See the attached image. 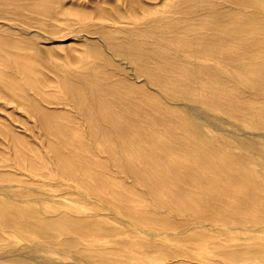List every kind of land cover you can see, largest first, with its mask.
I'll return each instance as SVG.
<instances>
[{"label": "rangeland", "instance_id": "1", "mask_svg": "<svg viewBox=\"0 0 264 264\" xmlns=\"http://www.w3.org/2000/svg\"><path fill=\"white\" fill-rule=\"evenodd\" d=\"M7 14L12 15L11 12ZM75 18L81 21H75L72 28L76 30L91 22L90 19ZM9 23L13 27L0 22L1 36H33L41 48L47 49L42 54L31 47H8L36 59L26 61L32 81L40 85L41 91L50 92L49 102L40 101L41 107L46 112L57 110L62 113H54L51 119L50 115L43 116L40 120L23 107L16 106V101L28 104L17 90H6L13 96L11 101L0 97V185L9 184L5 189L16 193V197L35 198L34 206H31L28 200L19 202L14 200L15 196L0 194V217L11 214L6 209L10 203L15 208L11 211L15 221L30 220L28 223L44 228L33 233L19 227L10 240H3L0 257L5 256V249L16 247L13 253L36 254L39 261L34 264H264V188L256 186L255 180L240 175L256 172L255 178L264 185V159L227 135L228 131H233L238 133L240 140L253 137L252 133L258 130L253 121H260V129L264 130V98L254 95L259 81L247 69L226 58L215 64L217 73H222L226 81H220L214 73L204 70L201 78L212 82V86L196 87L190 76L180 79L182 83L193 85L189 91L193 99L200 102L199 110L208 112L210 119L212 115L217 116L218 127H212L203 117L187 118L184 114L176 122L173 119L174 96L182 98L186 88L173 86L174 79H167L168 93L163 95L155 85L148 84L145 101L137 100V105L127 111L120 109L123 114H119V123L127 132L119 133L118 130L114 137H105L100 132H91L98 130L94 122L77 119L80 108L70 101L58 83L60 77L76 79V75L90 71L102 76L100 69L103 67L88 47L81 45L80 38L71 34V28H64L60 23L50 24V27L60 28L53 38L34 35L39 23L29 25L13 20ZM68 48L73 49L70 52ZM111 48L107 45L108 50ZM8 54L4 44L0 43V80L9 79V74L20 75L7 61ZM200 61L202 65L215 62L212 59ZM254 61L264 63L261 58ZM165 73L163 68L156 70V74ZM47 78L50 84L46 86L43 81ZM115 79L112 76L108 81ZM18 80L26 84L20 77ZM132 81L141 83L143 80L139 77ZM221 82L227 94L219 89ZM24 86L29 94L34 92L28 84ZM124 91L120 86L117 93ZM245 101L250 102L246 107ZM240 115H246L247 120L243 121ZM50 121L67 123L75 126V130L50 133ZM195 124L201 125L204 137H210V145L216 151L209 156L213 169L196 162L190 149L194 144L201 150L206 148V143L195 132ZM255 138L264 152V139ZM160 145H169V148L164 150ZM89 146L94 148L91 150ZM228 156L239 157L242 162L229 170L224 159ZM87 159L96 165H86L84 160L89 163ZM121 164L130 165L134 172L126 175ZM187 168L206 183L194 178L192 181H169V178L184 177ZM68 169L85 177L87 185L66 174ZM91 171L106 174L108 178L102 183ZM112 192H121L126 198L112 195ZM253 193L263 200L252 198ZM49 221L50 227H46ZM195 221L205 222L208 226L195 225ZM81 222L86 223L81 230L71 228ZM223 224L233 229L220 228ZM99 225L108 229H96ZM184 226L187 231L179 234L178 229ZM254 226H261V232L254 231ZM141 228L166 233L150 237ZM244 248L256 249L258 253L251 257L236 253Z\"/></svg>", "mask_w": 264, "mask_h": 264}, {"label": "bare ground", "instance_id": "2", "mask_svg": "<svg viewBox=\"0 0 264 264\" xmlns=\"http://www.w3.org/2000/svg\"><path fill=\"white\" fill-rule=\"evenodd\" d=\"M7 12H11L12 15L7 14ZM75 17L90 19L91 22L82 29L76 30L72 27L80 20ZM12 20L29 25L32 24L31 22L39 23L35 27L37 33H34V35L49 38H53V34L60 31V28L55 27V25L50 27L52 22L53 24L60 23L64 28H71V34L80 38V44L88 47L90 54L103 67V69H100L102 76L94 75L93 71H90V73L84 75L79 74L82 79H79L81 78L79 75H76L78 77L76 79L63 76L60 77L58 82L67 93L70 101L80 108L77 119L89 120L91 123L94 122L93 125H98V130L92 129L93 134L100 132L102 136L114 137L118 130L119 133L127 132L128 130L121 127L119 123V114H123L120 109L127 111L131 106L137 105V100L140 102L145 101L148 95L145 86L148 84L155 85L156 89L163 95L168 93L169 91L166 89V87H169L167 79H174L173 86L180 85L186 88L182 98L174 96L176 109L174 110L175 117L173 119L176 122H179V117L184 114L183 116L187 118L203 117L209 121V125L218 127L216 120H219V118L212 115L210 119L208 112L200 111V102L193 99V94L189 90L192 88V84H196V87L213 85L209 80L201 78L203 70L214 73L220 81H226V77L222 73H217L218 69L215 66L216 63H222L226 58L236 61L242 68L247 69L254 79L259 81V86L256 87L254 95L264 98V63L254 61L255 58L264 59V0H0V22L12 26L9 23ZM40 23L45 24V26H40L43 25ZM14 27L21 28L22 26ZM0 43L4 44L5 51L10 53L7 61L20 74L19 76L9 74V79L0 80V97L11 101L13 96L6 90H17V92L23 94L22 97L26 99L28 104L16 101V106L23 107L40 120L43 119V116L50 115L51 119L54 113H62V111L57 110L46 112L42 109L40 101L49 102L50 92L41 91L43 89L40 85L35 80L32 81L26 61L34 58L26 53L12 51L8 47H31L42 54L47 49L41 48L33 36L23 35L20 38H15L11 34L0 35ZM107 45L112 47L111 50L107 49ZM72 49L68 48V51L71 52ZM200 59H212L215 62L212 65H202ZM0 60H2L1 56ZM34 60L36 61V59ZM160 68L166 71L165 75L156 74V70ZM112 76L116 79L108 81ZM189 76L192 84L189 85V83L180 81L182 77L189 78ZM18 77L34 90L32 94L26 91L27 88L23 87L26 84H21ZM139 77L143 80L141 83L132 81V79L136 80ZM43 82L45 85L50 84V79L47 78ZM221 83L219 89L226 91L227 94L224 83ZM120 86L125 89L124 93H117ZM20 87L23 89H20ZM125 93L127 95H124ZM37 95L41 99H38ZM247 104H250V102L245 101L244 107ZM206 107H208L207 104ZM177 113L178 117H176ZM240 116L243 121L247 120L246 115ZM14 120L16 119L14 118ZM253 122L256 123L254 126L258 128L252 133L253 137H245V139L240 140L237 138L239 136L236 135L238 133L233 131L231 133L228 131L227 135L236 139L240 146L252 149L264 159L262 148L255 142V137L264 139V130L260 129V121ZM102 123H107V125ZM74 130L75 126L50 121V133L56 131L72 133ZM195 132L200 136L198 138L206 143V148H202V150L196 144L190 146L195 161L202 166L205 165L209 169H213V163L209 156L211 153L216 154V151L210 145L211 139L207 136L204 137V130L200 124H195ZM67 137L74 136L67 135ZM92 147L89 146L88 148L92 150L94 148ZM160 147L166 150L169 145H160ZM141 152L143 153L144 149ZM224 159L227 161L229 170H233L242 162L239 157L228 156ZM87 160L90 163L91 160ZM84 163L91 167L96 165V162L89 164L85 160ZM120 168L126 171V175L134 172L133 168L127 164H121ZM65 173L87 185L85 177L69 169ZM194 173V171L187 168L184 171L185 176L188 175L187 177L169 178V181L177 182L185 179L192 181L194 178L199 182L206 183L205 180H201ZM91 174L96 175L102 183H104L105 178H108L106 174H99L95 171H91ZM253 174V171L251 173L247 171L240 175L255 180L256 186L263 189L264 185H261L255 178L256 172ZM240 175H238V178ZM8 186L9 184L0 185V194L11 198L17 196L16 193L13 194L5 189L6 187L9 188ZM164 186L165 184L161 185V188L163 189ZM29 188L33 189V187ZM167 189L168 186L165 190ZM92 193L95 194V191ZM113 194H117L118 197H125L121 192L120 194L112 192ZM97 197L101 198L99 195ZM253 197L263 200V197L257 193H253ZM14 200L19 202L28 200L31 206H34L35 202V198L30 196L26 198L18 196ZM6 209L11 214L0 217V223L2 224L0 228L3 232L0 234V248L3 240H10V237L16 234L19 227H25L33 233L44 229L34 223H28L30 220H24L22 223L15 221L12 213L15 208L10 203L7 204ZM83 219L85 220L87 217H83ZM47 224L46 227H50V221ZM84 224L86 223L73 224L71 228L81 230ZM195 225H204L206 228L208 226L207 223L198 221H195ZM56 226L61 227L62 225ZM95 228L101 231L108 229V227L100 225L95 226ZM220 228L233 229L232 226L224 224L220 225ZM252 229L257 233L261 232V226H254ZM140 230L150 237L166 233V231H149L142 228ZM178 231L179 234H184L187 227L179 228ZM16 249V247L9 250L5 249V256L0 257V264H34L39 261L37 255L31 252L25 255H20V252L13 253ZM243 250L236 253L246 254V257L258 253L256 249L244 248Z\"/></svg>", "mask_w": 264, "mask_h": 264}]
</instances>
